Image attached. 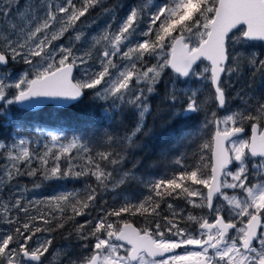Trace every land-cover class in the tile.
I'll use <instances>...</instances> for the list:
<instances>
[{
	"label": "snow or ice",
	"instance_id": "6c2138e0",
	"mask_svg": "<svg viewBox=\"0 0 264 264\" xmlns=\"http://www.w3.org/2000/svg\"><path fill=\"white\" fill-rule=\"evenodd\" d=\"M102 3L0 0V125L19 132L27 127L26 115L34 114L43 102H72L74 106L86 94L108 103L107 108L101 105L103 121L116 120L124 106H130L139 117L123 137L126 149L119 151L93 152L85 140L89 134L95 137L99 133L91 128L71 139L63 132L37 130L53 142L51 147L45 145L42 154L30 150V139L19 138L11 147L0 142V151L12 162L4 172L7 183L22 175L38 174L44 180L94 178L95 187L89 185L83 200H73V194L67 193L35 202L47 203L60 213L62 219L56 227H64L65 207H70L74 216H83L102 192L145 183L138 174V162L130 168L123 165L128 159L126 150L137 147L136 140L143 134L144 119L151 109L149 97L161 88L172 109L173 141L178 147L196 135L184 121L205 112L199 88H190V84L210 85L218 109L225 108L232 98H239L241 107L223 117L211 112L204 124L212 126L210 141L192 152L191 164L185 163V154L178 155L174 163L180 166L179 172L147 181L152 195L136 202L125 200L119 207H101L94 220L78 225L77 240L92 241L90 246L79 245L87 249L86 254L57 250L53 260L60 264H264V47L256 50L257 44L264 46V0L117 3L105 8L111 19H115L117 8L127 9L115 30L108 24L90 39L75 33L74 42L84 39L89 45L80 54L74 53V43L53 46ZM150 58L155 62L150 63ZM19 62L29 70L13 77L8 66ZM77 70L80 78L74 75ZM168 70L172 76L165 81ZM14 105L21 108L13 111ZM246 123L251 131L248 138L242 135ZM102 139L117 143L107 133ZM205 150L211 153L208 160ZM62 159L67 162L63 167ZM77 159L83 163H74ZM33 161L39 167H32ZM23 165H28L27 169L22 170ZM118 165L120 171L114 175ZM153 197L161 201L183 198L193 209H207V215L189 214L187 220L194 225L191 229L181 226L176 220L180 214L175 212L172 218L163 217V225L157 220L142 228L123 219L126 214L159 216L160 201ZM32 207L34 202L25 205L22 197L0 203V224L12 226L0 228V264H45L52 240L36 238L45 230L35 222L50 223L46 217H56L53 212L31 215ZM172 207L169 203L168 208ZM13 209L16 215H12Z\"/></svg>",
	"mask_w": 264,
	"mask_h": 264
},
{
	"label": "trees",
	"instance_id": "16d2710c",
	"mask_svg": "<svg viewBox=\"0 0 264 264\" xmlns=\"http://www.w3.org/2000/svg\"><path fill=\"white\" fill-rule=\"evenodd\" d=\"M126 1L139 2V0ZM261 47L264 46L257 44L256 50L259 51ZM170 76H172V73L171 70H168V73L165 76V81H167ZM247 79H249V75L245 72V80ZM259 79L260 77L257 76V80ZM235 80L233 83H235ZM243 84L244 81L242 80L240 84L236 85L237 91H239ZM189 87L193 89L199 88V97L202 101H205V112L192 114L191 118L184 121L186 126L196 132V135H194L193 138L186 142L183 146L178 147L173 141L175 128L169 115L172 109L164 100V89L161 88L158 94H154L149 97L151 109L143 126V134H141L136 140V144L138 145L137 147L131 150H126L128 159L123 165V168H130L133 163L138 162V174L145 178V183L142 185H125L121 188L125 194L132 197V202H136L138 199H144L152 195L147 181L171 176L172 173L180 171V166L174 163L178 155L185 154V163L191 164L193 163L192 152L199 151V145L210 141L211 139L212 126L209 124L205 127V120L213 111L217 113V116L222 115L223 112L218 110L215 102L211 99L212 89L210 85L201 82L197 84H190ZM102 104L104 108L108 107V103L95 101L91 98L90 94H86L84 99L67 109L52 106L45 107L40 111L34 112V114L26 115L27 127H21L19 132L7 124L0 125V142L10 145L14 142V138L17 134H24L32 141L30 144V150L35 153L42 154L46 150L45 145L49 147L52 145L44 144V141H42L43 137L38 134L37 130L63 132L67 139H71L74 134L83 135L85 129L91 128L93 132L99 133V135L95 137L89 134L88 138L85 140V143L90 145L93 152L105 150L119 151L121 147L126 149V146L122 144V140L123 137L138 123L139 117L137 112L130 106H124L121 115L118 116L116 120L103 121L100 119V116L103 114L101 107ZM229 104L231 105V103ZM238 108L239 107L233 106L234 110ZM16 110H18L17 107L13 109V111ZM93 121L95 122L94 125ZM105 133L112 135L117 143L109 144L102 139ZM67 139L64 141L65 143L67 142ZM6 156V153L0 151V170H2L1 163L4 164L7 161ZM204 156L205 159L208 160L211 157V153L208 150H205ZM66 163L67 162L63 159L61 160L62 167L65 166ZM74 163H83V161L77 159ZM31 166L39 167L36 161H33ZM105 166H107L106 162ZM27 167L28 165H23L22 170L27 169ZM108 167L112 170L111 166ZM120 168L121 166L119 165L115 167L114 175L120 171ZM11 183L22 185L27 189L28 198L22 199V203L27 205L28 201L34 202V207L30 209L31 215L39 216L42 213L47 214L49 212H53L56 217L55 219H52L51 216H47L46 218L51 221L50 223H44L39 219L35 222L38 226L45 230L41 233H37L36 238L50 237L52 240V245L47 256L56 248H62L74 242L77 239L76 228L78 225L83 223L85 221L84 219H95L98 215H100L101 207H119L125 201L124 198L115 200L111 196L104 197L102 192L101 196H98L97 201L83 216H74L71 208L65 207V211L63 213L64 227L59 228L56 227V225L61 222L62 218L60 213L54 210L47 203L35 204V202H46L51 197L67 193L73 194L71 197L73 200H83L87 195L89 185L95 187L94 178L83 177L80 179L69 178L62 180H44L43 177L38 174L36 177L22 175L17 177ZM35 184H39L40 187H34ZM153 198L156 201H160V208L158 209L159 216L146 217L139 214L135 216L126 214L123 219L133 223L138 228H142L154 225L157 220H159L163 225V217L172 218L173 212L178 214L183 212L182 214L176 216V220L182 227L189 228V221L186 219V216L189 214L191 208L183 198L165 197L162 201L159 197ZM102 201H106L107 203H102ZM169 203L173 205L172 209L168 208ZM16 214L17 212L14 209L12 215ZM19 215L21 219H24L23 213H20ZM70 216L73 218L67 219V217ZM4 226L7 229L12 227L8 225ZM88 228H86L85 231H87ZM91 243L92 241H88L89 246ZM86 252L87 250L82 253H76V255H79L80 253V255H83L86 254Z\"/></svg>",
	"mask_w": 264,
	"mask_h": 264
},
{
	"label": "rangeland",
	"instance_id": "374dc122",
	"mask_svg": "<svg viewBox=\"0 0 264 264\" xmlns=\"http://www.w3.org/2000/svg\"><path fill=\"white\" fill-rule=\"evenodd\" d=\"M58 2H62V0H58ZM75 2H77L79 4L80 0H75ZM117 3H120L121 5H130V4H135L138 2H127L126 0H103V3L101 5H98L95 8H92L89 10V12L86 14V16L83 17L81 19V21L77 23V25L75 26V29L71 30L69 33H66L65 36L63 38H61L60 40L55 41L53 46L55 47L56 45H59V44L69 46L70 44L74 43L75 44L74 53L80 54V52L87 49L89 47V45L87 43H85L84 39H82L80 42H74L73 37H74L75 33L80 32L83 34L84 37H87L90 39L92 36H96L99 33L103 32L108 24H111L112 30H115L116 25L119 23L120 19L123 17V15L125 14L127 9L124 7L117 8L115 19H111L109 14L105 11V8L113 7ZM141 27H143V25H141ZM149 62L154 63L155 61L150 58ZM116 63L118 65L122 64V62L119 59L116 60ZM14 64H21L20 70H17L16 76L21 74L24 71L29 70V66L26 64H23L22 62L14 63ZM9 72L12 73V71H9ZM75 76H76V78H80L78 70L76 71ZM231 80L234 81L235 77H232ZM233 97H235V95ZM104 103H106V102H104ZM233 106L239 107V108L241 107V101L239 98H232L231 105L228 104L227 109L219 117H223L232 111H236L237 109L234 110ZM147 115L148 114H146V116H145L143 126L145 124ZM45 132H47V131H45ZM42 137H43L42 141H44L43 142L44 144L52 145L53 142L50 140L49 137H47L46 135H43ZM19 138L28 139V136L24 135V134L23 135L17 134L14 138V141H17ZM244 138H247V137H244ZM12 144L13 143H11L9 145V147H11ZM28 147H30V145H28ZM11 163L12 162L9 160H7L4 164L1 163L2 170H0V203H9L10 201L17 199V198H21V197H22V199L28 198V191L24 186L12 184V183H7L5 181V177H4L5 168H6V166L10 167ZM103 196L104 197H107V196L110 197L111 196L115 200L124 198L125 200L132 201V197H130L128 194H125L122 191V189H118L115 192H113L111 190L104 191ZM199 210H201V209H199ZM13 211H14V209L12 210V212ZM2 212H3V210L0 209V214H2ZM182 213L183 212H180V214H182ZM189 214H192V213L189 212ZM194 214H196V213H194ZM198 214H200V213H198ZM187 216H186V219H187ZM84 220H87V219H84ZM90 220H94V219L90 218ZM89 226L91 227V225H88V227ZM0 228L7 229L4 225H1V224H0ZM189 229H191V228H189ZM45 238H48V237H40L38 239L42 240ZM82 243H88V241L85 242V241H79L76 239L74 242L66 245L65 247L56 248L53 252H51V254H49L46 257L47 259H46L45 264H60L59 261L53 260V256L55 255L57 250H70L75 254L79 253V252H81V253L85 252L87 249L79 247V245Z\"/></svg>",
	"mask_w": 264,
	"mask_h": 264
},
{
	"label": "flooded vegetation",
	"instance_id": "af4514ba",
	"mask_svg": "<svg viewBox=\"0 0 264 264\" xmlns=\"http://www.w3.org/2000/svg\"><path fill=\"white\" fill-rule=\"evenodd\" d=\"M20 67H21V64H10L8 66V71H12L13 76L15 77L17 74V70H20ZM0 71H2V70H0ZM234 95L235 94L232 93V96H234ZM231 101H232V99L230 100V103H231ZM227 106H228V104L226 105L225 109L222 110V112H224L227 109ZM15 107H17V105L12 106V109H14ZM18 109H20V108H18ZM219 111H221V110H219ZM250 135H251L250 126H248V124L246 123L245 124V133L243 134V137L248 138ZM190 208H191V210L189 212H191L193 215H207V209H201V210L193 209V207H191V206H190ZM194 213H196V214H194ZM198 213H200V214H198ZM193 227H194V225L190 222L189 228H193ZM46 259H45V263H46Z\"/></svg>",
	"mask_w": 264,
	"mask_h": 264
},
{
	"label": "water",
	"instance_id": "95a60500",
	"mask_svg": "<svg viewBox=\"0 0 264 264\" xmlns=\"http://www.w3.org/2000/svg\"><path fill=\"white\" fill-rule=\"evenodd\" d=\"M76 72H74V75H75ZM86 96V95H85ZM84 99V98H83ZM80 102V101H79ZM76 104V103H75ZM49 106H52V107H56V108H63V109H67L71 106H73L72 102H63V101H60V102H56V101H45L43 102L39 109L37 110H34V112H37V111H40L42 110L43 108L45 107H49ZM18 108H21L20 105H17ZM226 107V106H225ZM225 108H222V109H219V110H224ZM243 135V134H242ZM131 223V222H130ZM133 224V223H132ZM134 225V224H133ZM135 226V225H134ZM136 227V226H135ZM138 228V227H137Z\"/></svg>",
	"mask_w": 264,
	"mask_h": 264
}]
</instances>
